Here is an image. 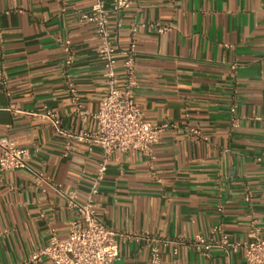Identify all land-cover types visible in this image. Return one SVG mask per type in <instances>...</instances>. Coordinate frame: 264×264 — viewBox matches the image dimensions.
<instances>
[{"label": "crops", "instance_id": "obj_1", "mask_svg": "<svg viewBox=\"0 0 264 264\" xmlns=\"http://www.w3.org/2000/svg\"><path fill=\"white\" fill-rule=\"evenodd\" d=\"M93 1L0 0V138L30 153L25 169L0 173V264H49L28 260L52 235L67 238L75 214L64 195L85 204L103 163L98 147L67 138L95 130L106 94L94 26L79 21ZM103 1L111 10L115 0ZM108 27L119 66L135 44L143 118L169 124L149 155L115 153L105 166L93 209L122 235L114 264H148L154 238L170 241L162 264H246L231 244L249 240L251 220L264 240V0H136ZM66 40L80 109L62 75ZM217 225L227 248L203 252L196 241H218Z\"/></svg>", "mask_w": 264, "mask_h": 264}, {"label": "built area", "instance_id": "obj_2", "mask_svg": "<svg viewBox=\"0 0 264 264\" xmlns=\"http://www.w3.org/2000/svg\"><path fill=\"white\" fill-rule=\"evenodd\" d=\"M136 0H115L111 10L105 8L103 0H94L90 10L79 16V21L94 26V33L99 42L97 55L102 63V76L105 80L106 94L101 99L98 110L91 115L95 121V130L91 132L78 131L67 134L68 142L85 143L90 150L98 147L103 156V163L92 180L89 195L85 204L76 201V192L64 195L67 208L75 214L68 225L65 240H59L52 235L47 245L33 253L29 262L35 263L46 259L49 264H114L118 259V239L122 235L107 228L96 216L93 209L94 198L104 177L105 166L109 158L115 153H126L136 150L141 155H149L151 146L158 141L163 131L169 127L168 123L153 124L146 121L140 108L134 100L135 80V44L133 41L120 51L121 65H118L116 48L113 45L108 27L109 14L118 15L129 9ZM157 32L163 33L167 28L157 24H149ZM137 26L131 24L129 34L135 36ZM65 58L62 75L71 101L76 109H80L78 95L70 75V68L74 62V54L70 42L64 41ZM121 68L122 74L117 73ZM234 70L235 67L233 66ZM230 125L236 126L233 117L234 107L230 108ZM39 116L45 120L56 132H61V121L48 108ZM69 143H67L69 145ZM68 147V146H67ZM30 153L27 149L17 147L6 137L0 138V173L5 174L27 167ZM257 221L251 220L249 240L244 243H233L231 248L237 251L242 248L246 264H264V240L258 238ZM213 233L219 235L218 241L199 238L197 247L208 251L211 247L226 249L228 236L220 226L213 228ZM150 256L148 264H162L161 248L170 241L161 238L150 240ZM173 253H176L174 250Z\"/></svg>", "mask_w": 264, "mask_h": 264}]
</instances>
